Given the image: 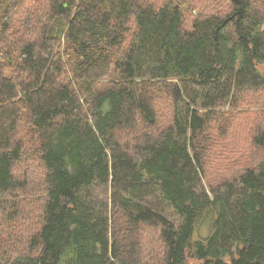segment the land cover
Here are the masks:
<instances>
[{
  "label": "trees",
  "instance_id": "trees-1",
  "mask_svg": "<svg viewBox=\"0 0 264 264\" xmlns=\"http://www.w3.org/2000/svg\"><path fill=\"white\" fill-rule=\"evenodd\" d=\"M182 1L0 0V264H264V0Z\"/></svg>",
  "mask_w": 264,
  "mask_h": 264
},
{
  "label": "rangeland",
  "instance_id": "rangeland-1",
  "mask_svg": "<svg viewBox=\"0 0 264 264\" xmlns=\"http://www.w3.org/2000/svg\"><path fill=\"white\" fill-rule=\"evenodd\" d=\"M185 1L193 6V0H185ZM181 2L184 4L185 8L188 9V5L184 3L182 0ZM197 10L198 9L193 10L194 14H196ZM258 69L259 71L264 73V63L258 65ZM261 100H264V96L261 98ZM261 105L263 107H261ZM261 108H264V102H260L255 105L252 99H249L248 101L240 105V107L236 111L237 114H233L234 115L233 117L231 118L229 117L228 119L215 123L212 130L210 131V134H211V139L215 140L218 143V145L214 146L213 149L215 151L218 149H220V151L227 149L230 150V154H233L234 152L246 153V151L251 150L250 148L252 147V142L250 140V134H252L251 131H253L256 127L255 122L257 121V115H259V111L264 113V110H261ZM166 121H167V117L163 119V122ZM222 122H223V127L226 130L224 131V133H227L229 135L225 139L218 138L219 137L218 135L220 134L217 132L219 131V129L217 130V128ZM217 159L218 158H212V160L210 161V167H209L210 178L207 179V182H211L215 180L217 181L222 178V175L231 171L232 168L235 170V166L233 165V162H231V165H229V167L226 170H224V172H220L218 166L221 164V162ZM32 175L33 176H31V178L34 181V183L35 184L40 183L41 174L39 172L33 171ZM19 197H21L20 199L24 200L23 202L21 201L20 203V205H22L21 207L22 210H24V214L22 213L23 217H21V219L16 218L15 220L14 225L18 230L17 235L9 236L6 233H1L2 227L6 226L7 223L0 224V242L1 244H3V246H5L8 249L9 252L15 251L14 254L22 252L24 250V246H22V244L26 239V236L28 235V232L26 231L25 227H23L22 225L24 219L25 220L27 219L28 222L33 221L32 224L29 223L31 224L32 229L35 226L34 225L35 221L37 220V212L34 214V216H32L31 214L29 215L28 212L29 209L28 207H26L32 200L30 198V195L20 194ZM30 208H32L31 204H30ZM28 216L30 217L28 218ZM20 222H21V227H20ZM20 241L22 242L16 246L15 244Z\"/></svg>",
  "mask_w": 264,
  "mask_h": 264
}]
</instances>
